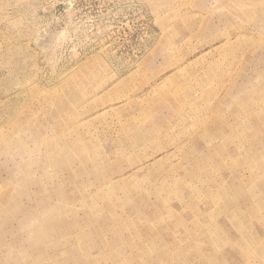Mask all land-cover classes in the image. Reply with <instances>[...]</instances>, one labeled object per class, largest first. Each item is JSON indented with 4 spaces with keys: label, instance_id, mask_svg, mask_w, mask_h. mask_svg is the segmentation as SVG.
<instances>
[{
    "label": "rangeland",
    "instance_id": "1",
    "mask_svg": "<svg viewBox=\"0 0 264 264\" xmlns=\"http://www.w3.org/2000/svg\"><path fill=\"white\" fill-rule=\"evenodd\" d=\"M0 264H264V0H0Z\"/></svg>",
    "mask_w": 264,
    "mask_h": 264
}]
</instances>
